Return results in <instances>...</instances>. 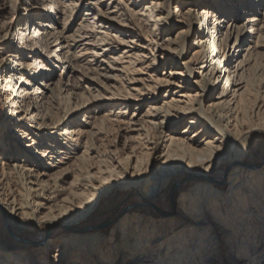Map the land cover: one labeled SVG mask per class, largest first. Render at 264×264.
Segmentation results:
<instances>
[{
	"label": "bare ground",
	"instance_id": "6f19581e",
	"mask_svg": "<svg viewBox=\"0 0 264 264\" xmlns=\"http://www.w3.org/2000/svg\"><path fill=\"white\" fill-rule=\"evenodd\" d=\"M27 1L0 41L19 50L0 58V92L7 152L22 153L9 165L0 155V264H264V165L244 164L264 137V0H211L213 9L190 0L195 9L184 16L178 0ZM88 24L95 34H82ZM173 25L186 32L166 37ZM88 46L104 58L98 84L117 108L101 125L77 119L90 100L64 78L88 71L75 65V48ZM161 66L170 68L161 77L146 72ZM129 102L148 104L146 112L122 119ZM111 122L123 134L106 144ZM224 163L221 189L211 177ZM180 175L194 184L169 217L125 215L110 236L75 233L114 188H135L149 202ZM45 224L43 245L18 237Z\"/></svg>",
	"mask_w": 264,
	"mask_h": 264
},
{
	"label": "rangeland",
	"instance_id": "374dc122",
	"mask_svg": "<svg viewBox=\"0 0 264 264\" xmlns=\"http://www.w3.org/2000/svg\"><path fill=\"white\" fill-rule=\"evenodd\" d=\"M211 0H200V5L198 8L204 7V6H211V8H217L215 4L210 2ZM229 0H226V2ZM235 1V0H233ZM229 5V2H228ZM30 7V4L28 3L27 0H0V41L4 40L3 38L7 35L9 36V31L12 30V28H18L17 27V21H19V12H25V10H28ZM175 8L178 9L179 15H186V13H189L190 10H193L192 4L190 3V0H178ZM209 7V9H211ZM214 18L217 17L218 13L217 10L214 9L213 11ZM86 11L84 9L80 10L74 17L73 21L70 22L69 26V32L68 33H74L76 29L78 28V25L80 21L83 19L85 16ZM241 18L238 17L237 20ZM32 19H34L32 17ZM27 22L24 23L22 26V30L26 29L27 27ZM166 27V24H164ZM15 26V27H14ZM178 25H173L172 29L166 33V37H174L178 38L181 33L186 32V29L184 27H177ZM21 30V31H22ZM93 27L87 26L84 27L82 30V34L84 33H91L95 34L96 30L93 32ZM115 34V32H111ZM137 34V32H136ZM138 35H141V31H138ZM186 34L183 36L185 37ZM182 38V36H181ZM112 41V40H111ZM112 46L117 45L114 42H111ZM85 41L81 42V46L83 47V43ZM87 42V41H86ZM89 42V41H88ZM91 42H95L94 40H91ZM162 44H165V41H161ZM89 49L87 50H82L80 49L81 47H76L75 48V54L77 56L76 63L75 65L81 66L82 68L86 67L88 71H82V73L85 75V73L88 72L89 77L93 78L94 81H85L83 78V74H79V72L71 74V76H66L64 75V78L68 79L67 83L68 84H73L74 86H82L84 87L81 91L82 96L87 97L89 101V107L86 111H84L82 114H80L77 119L78 120H83L85 117H89L88 121H94L98 125H101L100 121L105 120V119H114L115 112L117 111L116 107H113L112 103L110 101H107V98L109 94L101 87H99V84L102 81V78L97 75V71L95 69L100 68L101 62L104 60L103 57H92L91 52L92 49L91 46H88ZM192 51H190L191 56ZM19 55V50H12L11 45L7 44V41L4 42L3 44H0V58L4 55ZM120 54V53H118ZM29 64L34 63L35 59L32 60H26ZM126 61V59H125ZM148 62H146L145 65H147ZM117 65H120L117 63ZM93 67V68H92ZM90 68H92L90 70ZM169 70V67H164L161 66L158 69V73H155L153 71L147 70L146 72L150 73V75L155 76V77H161L164 72ZM95 70V71H94ZM59 71V70H58ZM58 73V72H56ZM25 77L33 84L35 80H32L33 77L28 76L25 74ZM54 78H57V75H53ZM63 77V76H62ZM136 78H145V76H136ZM148 81L146 82L149 84V78ZM61 80V76L58 77L57 81ZM34 81V82H33ZM98 84V85H97ZM101 84V83H100ZM19 80H17L16 86H19ZM141 87V84L136 85V87ZM78 88V87H77ZM76 89V91H80L79 89ZM94 99V100H93ZM85 99H80V101L84 102ZM165 100V96L163 93H161L159 97L158 103H162ZM131 106L128 109V114L126 117H122V119H128L131 117L132 113L136 112L138 116L135 119H138L143 115L146 110L148 104H144L143 106H138V103L136 102H129ZM112 112V114H111ZM9 115V109L7 108V105L4 101V97L2 93L0 92V155L3 156L4 161L6 164H11L13 162L19 161L21 159L22 153L21 150L20 152H16V154L9 155L7 152V135L6 132L4 131L5 128V123L6 120L8 119ZM118 119V118H117ZM123 121V120H121ZM112 126L109 131H107V136H106V144H111L114 140L118 139L120 131H118V127L116 126L119 125L117 122H111L110 123ZM121 124V123H120ZM115 125V126H114ZM125 126V125H124ZM73 127V122L71 121L70 125H68L67 128H72ZM80 128H84L83 125H79ZM183 129V128H182ZM181 129V130H182ZM118 131V132H117ZM183 131V130H182ZM123 133H121L122 135ZM11 139V138H10ZM9 140V138H8ZM2 143V144H1ZM9 143V142H8ZM14 154V153H13ZM251 155V156H250ZM5 156V157H4ZM20 158V159H19ZM22 160V159H21ZM248 164L251 169H259L261 166L264 165V137L258 141V143L253 147L251 152H249L245 163ZM249 167V168H250ZM230 172V164L229 163H224L214 174L211 179L215 181V184H217L221 189H226L228 187V181H227V176ZM194 180H190L187 175H180L178 177H174L171 179V181L168 183V185L162 190L159 194L156 195V197L149 202L144 200L140 194H138L137 190L135 188H130V189H122L121 187H116L112 190V192L107 195L105 198H103L97 209L87 218L86 220L82 221L78 226H77V231L75 233L79 235H90L93 233L101 232L106 234V236H110L113 232V227L117 221H119L121 218H123L125 215H135V214H144L145 216H150L154 218H167L170 215L174 214L177 207H178V197L179 195L190 188ZM209 182V181H207ZM211 183V182H210ZM181 185L183 187H181ZM174 190V191H173ZM2 222L5 224V220L3 218ZM86 228H91L88 231H85ZM50 227L48 225H43L37 229H32V228H24L23 232L25 234H19L18 237L27 239L29 245H34L35 247H38L40 245L44 244V241H46L47 236L50 234ZM56 234V237L59 238L62 233H59L58 231L54 232ZM70 232L67 231V234ZM64 234V233H63ZM11 238V241L16 244V246H12V249H19L21 250L22 244L19 241H16L13 236H7ZM230 243H234L233 241V236L232 234L228 236ZM175 238V237H174ZM55 248V247H54ZM71 261V260H70ZM74 262V260H73Z\"/></svg>",
	"mask_w": 264,
	"mask_h": 264
},
{
	"label": "water",
	"instance_id": "95a60500",
	"mask_svg": "<svg viewBox=\"0 0 264 264\" xmlns=\"http://www.w3.org/2000/svg\"><path fill=\"white\" fill-rule=\"evenodd\" d=\"M174 191V190H173ZM91 228H86V230H90Z\"/></svg>",
	"mask_w": 264,
	"mask_h": 264
}]
</instances>
